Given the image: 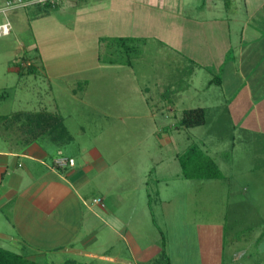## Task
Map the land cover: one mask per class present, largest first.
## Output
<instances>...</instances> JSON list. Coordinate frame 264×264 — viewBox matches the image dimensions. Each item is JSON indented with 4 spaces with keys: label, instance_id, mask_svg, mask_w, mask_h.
<instances>
[{
    "label": "rangeland",
    "instance_id": "rangeland-1",
    "mask_svg": "<svg viewBox=\"0 0 264 264\" xmlns=\"http://www.w3.org/2000/svg\"><path fill=\"white\" fill-rule=\"evenodd\" d=\"M9 1L0 0V10ZM83 1L54 0L45 14L36 5L0 12V25L12 31L0 39V116L21 113V124L45 111L63 116L73 136L67 158L106 164L91 193L141 233L143 248H165L162 264L169 257L172 264L264 259V134L244 130L226 104L208 96L218 73L205 72L198 91L188 88L191 66L159 24L145 22L140 6ZM30 65L36 73L27 74ZM15 67L22 73L10 72ZM194 108L207 109L206 124L183 128V113ZM38 140L55 148L49 138ZM193 146L215 160L222 179L183 177L179 157ZM108 234L99 235L98 249L121 255L116 264H156L128 259ZM68 258L33 260L88 261Z\"/></svg>",
    "mask_w": 264,
    "mask_h": 264
},
{
    "label": "crops",
    "instance_id": "crops-1",
    "mask_svg": "<svg viewBox=\"0 0 264 264\" xmlns=\"http://www.w3.org/2000/svg\"><path fill=\"white\" fill-rule=\"evenodd\" d=\"M93 1L96 0H84L83 4L96 3ZM129 2L122 0L121 8L133 11V7L140 6L145 22L159 24L166 32L163 35L166 41L174 42L172 49L191 66L189 89L198 91L203 86L200 78L205 72L218 73L207 84L212 89L208 96L219 105L226 104L231 119L241 123L244 130L264 134V0ZM110 3L118 10V0ZM11 34L12 31L8 36ZM10 72L22 73L20 67L11 68ZM203 109L207 115V109ZM20 116L18 112L0 116L2 248L10 243L7 246L12 248L10 251L14 248L13 252L25 254L29 259L62 254L68 259H87L83 262L86 264H116L123 257L110 253L114 246L106 251L98 249L99 235L108 231L111 245L119 242L130 255L128 259H152L162 264L158 258L162 248H143L141 233L130 230L131 224L121 222L119 214L106 210L103 196L91 193L106 164L96 158L78 165L74 157H68L75 160L74 166L57 167V157H67L65 146L49 139L55 147L50 149L42 142L44 138L28 140V128L21 124ZM226 261L242 264L241 259L199 262L226 264ZM167 264H172L170 257ZM255 264H264V259Z\"/></svg>",
    "mask_w": 264,
    "mask_h": 264
},
{
    "label": "trees",
    "instance_id": "trees-1",
    "mask_svg": "<svg viewBox=\"0 0 264 264\" xmlns=\"http://www.w3.org/2000/svg\"><path fill=\"white\" fill-rule=\"evenodd\" d=\"M12 1V0H10ZM36 6L45 13L53 9L56 4L47 2L45 4H36ZM36 67L30 66L27 74L36 73ZM24 122L25 128H28V140H37L49 138L59 146H66L73 141V136L69 133L65 118L58 113L42 112L33 115H26ZM207 122L206 112L203 108H194L186 110L181 119L183 128H196L205 125ZM183 168V177L189 180H217L222 179L223 175L219 166L210 156L205 154L198 147H191L185 154L179 157ZM160 256H166L165 248L162 249ZM169 263V260H166ZM0 264H49L41 263L29 259L25 254H18L8 249L0 247ZM61 264H86L77 260H67Z\"/></svg>",
    "mask_w": 264,
    "mask_h": 264
},
{
    "label": "built area",
    "instance_id": "built-area-1",
    "mask_svg": "<svg viewBox=\"0 0 264 264\" xmlns=\"http://www.w3.org/2000/svg\"><path fill=\"white\" fill-rule=\"evenodd\" d=\"M47 2L54 3V0H17V1H9L7 7L5 9L0 10V12H6L8 9H17L19 7H27L30 5L36 4H45ZM11 33L10 24L0 25V39L4 36H8ZM55 165L59 168H65L67 166H74L75 160L69 159L64 155H59L55 160ZM95 203H101V200H95Z\"/></svg>",
    "mask_w": 264,
    "mask_h": 264
}]
</instances>
